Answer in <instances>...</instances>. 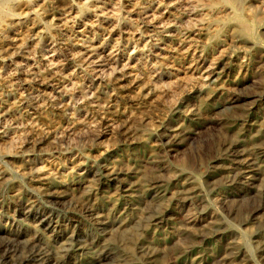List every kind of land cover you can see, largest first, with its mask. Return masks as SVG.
<instances>
[{
  "label": "rangeland",
  "instance_id": "rangeland-1",
  "mask_svg": "<svg viewBox=\"0 0 264 264\" xmlns=\"http://www.w3.org/2000/svg\"><path fill=\"white\" fill-rule=\"evenodd\" d=\"M128 251L264 264V0H0V264Z\"/></svg>",
  "mask_w": 264,
  "mask_h": 264
},
{
  "label": "bare ground",
  "instance_id": "bare-ground-1",
  "mask_svg": "<svg viewBox=\"0 0 264 264\" xmlns=\"http://www.w3.org/2000/svg\"><path fill=\"white\" fill-rule=\"evenodd\" d=\"M5 53V52H4ZM8 55V54H7ZM10 56V55H9ZM115 58V57H114ZM73 59V58H72ZM200 59V58H199ZM101 77V76H100ZM141 87V86H140ZM63 93V92H62ZM91 95V94H90ZM77 99V98H76ZM234 104V103H233ZM218 126V125H217ZM98 133V132H97ZM175 137H177V136H172V138H175ZM44 139V138H43ZM178 141V140H177ZM30 175V174H29ZM155 190V189H154ZM190 194V195H189ZM189 196L190 197H192L193 196V192L192 191H190V190H186V198L185 199H188L189 198ZM64 196L62 195V194H57L56 195V198H63ZM244 212V211H243ZM241 216V215H240ZM140 219V218H139ZM149 219V218H148ZM241 219V218H240ZM142 221V220H141ZM145 222V221H144ZM144 222H142V223H144ZM134 223V222H133ZM212 224H210V225H207V226H205V231L208 233V234H211L212 232H213V230L216 228V226H218V224H217V222L215 221V222H211ZM261 223V222H260ZM135 224V223H134ZM141 224V222H137L136 224H135V226L134 225H132V226H134V229H133V232L130 234V236H129V238L130 237H134V236H136V234L138 233V231H139V225ZM118 226V225H117ZM123 228V227H122ZM132 228L133 227H131V230H132ZM127 229H129V228H126V229H124L123 228V231H126ZM130 231V230H129ZM204 231V232H205ZM126 232H128V230L126 231ZM125 232V233H126ZM126 234H129V232L128 233H126ZM181 234H184V235H189V232L187 231V230H184V231H182L181 232ZM123 235H124V237H125V234L123 233ZM138 235V234H137ZM128 235H126V237H127ZM139 237V236H138ZM19 238V237H18ZM121 238V237H120ZM119 238V239H120ZM123 238V237H122ZM15 239H17V238H15ZM135 239V238H134ZM137 239V238H136ZM130 240V239H129ZM106 242V241H105ZM139 242L137 241V244H138ZM136 244V245H137ZM110 245H111V243H110ZM139 245H141V244H139ZM114 247V246H113ZM112 248V247H111ZM137 248H139L140 249V246L139 247H137ZM143 248V247H142ZM141 248V249H142ZM36 249V248H35ZM38 249V248H37ZM63 249V248H62ZM128 249V248H127ZM107 250H109L108 249V246H102V248H101V251H107ZM153 250L154 249H150V252L148 253V254H150V256H149V258H148V260L150 261H152L153 259H152V257H154L153 256ZM125 252V251H124ZM137 251H135V253H136ZM140 253H141V255H144V252H143V250H140ZM155 255V254H154ZM58 256V255H57ZM156 256V255H155ZM125 259H126V264H138L136 261H135V255H134V251L132 252V251H128L127 252V254L125 255ZM158 259V258H157ZM52 260V259H51ZM155 260V259H154ZM115 261V260H114ZM125 261V260H124ZM96 264H100V262H97Z\"/></svg>",
  "mask_w": 264,
  "mask_h": 264
}]
</instances>
